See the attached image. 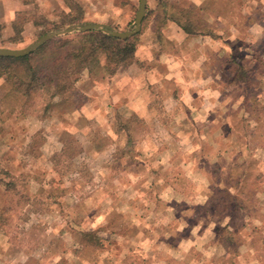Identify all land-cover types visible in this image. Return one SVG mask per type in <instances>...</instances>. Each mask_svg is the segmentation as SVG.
<instances>
[{"label":"rangeland","instance_id":"1","mask_svg":"<svg viewBox=\"0 0 264 264\" xmlns=\"http://www.w3.org/2000/svg\"><path fill=\"white\" fill-rule=\"evenodd\" d=\"M76 1L80 23L135 28L139 0ZM147 1L140 33L157 26L161 6L176 24L195 4ZM211 2L212 37L165 25L164 64L138 66L145 84L98 70L82 75L75 105L16 107L0 67V264H264V0ZM67 8L0 0V47L72 25ZM18 15L30 21L16 37ZM133 114L126 132L121 119ZM85 230L105 246L81 248Z\"/></svg>","mask_w":264,"mask_h":264},{"label":"trees","instance_id":"2","mask_svg":"<svg viewBox=\"0 0 264 264\" xmlns=\"http://www.w3.org/2000/svg\"><path fill=\"white\" fill-rule=\"evenodd\" d=\"M30 1L33 0H28V2ZM63 1L69 8L68 12H62L63 23L83 22L84 9L82 5L76 0ZM211 3V0H204L201 5L193 4L192 9L181 10L182 18L175 20V23L186 34V37H212V25L204 18L206 14L213 11L210 8ZM161 9L162 16L157 21L156 34L162 45L165 39L163 27L167 25L170 17L166 14V6H161ZM194 10L201 17H196ZM148 11L147 5V16ZM28 20L30 21V18L21 19L19 15L16 16L13 22L16 37L21 34L23 23ZM140 34L128 39H120L102 32L86 31L52 39L35 52L24 57H0V67L5 69L8 74L5 83L10 84V89L6 91V94L11 97L13 102L17 103L16 107L21 103L35 101L38 98L47 107L61 102L75 105L74 97L78 90L77 86L85 72L92 77L95 71L102 68L104 75L111 78L120 68L135 62V53L140 44ZM237 74L239 75L237 79L248 78L249 81L246 69L240 67ZM135 119L139 120L135 114L127 120L121 119L122 127H128L126 132H131L129 126H132ZM5 186L9 190L15 188L12 179L6 182ZM224 230L227 234L225 237L233 242V233L227 230V227ZM105 241L104 238L95 234V231L85 230L80 233L81 248L84 249L92 246L104 247ZM225 248H228L227 250L232 253L230 246L225 245ZM228 264H234L233 257L228 259Z\"/></svg>","mask_w":264,"mask_h":264},{"label":"water","instance_id":"3","mask_svg":"<svg viewBox=\"0 0 264 264\" xmlns=\"http://www.w3.org/2000/svg\"><path fill=\"white\" fill-rule=\"evenodd\" d=\"M147 3H148L147 0H139L138 10L135 16V28L132 30L130 29L125 32H120L107 24H102L97 22H84V23L72 24L66 27L51 30L46 34L42 35L36 41L32 42L31 44H29L28 46L22 49H11L6 47H0V57H6V58L24 57L33 53L38 48H40L41 46H43L45 43L49 42L52 39H55L60 36H65L73 33L86 32V31L102 32L120 39L131 38L139 34L142 30V24L147 10Z\"/></svg>","mask_w":264,"mask_h":264},{"label":"crops","instance_id":"4","mask_svg":"<svg viewBox=\"0 0 264 264\" xmlns=\"http://www.w3.org/2000/svg\"><path fill=\"white\" fill-rule=\"evenodd\" d=\"M193 1L196 5H201L204 0H193ZM67 9L64 11L68 12L69 8H67ZM15 18H16V16H14L11 20L14 22ZM167 25L170 26L169 29L173 30V31H168L169 34H174L173 33L174 29H177V31L181 30L180 27H178L176 24L171 23V21H168ZM12 27H13V25H12ZM156 29H157V26L155 27L154 24H151L146 30L143 29V32L139 35L141 42H140V44L136 50V53H135V62H133L131 65H129L127 67L120 68L117 71V73L112 77L114 81L117 80V82L119 83L121 80H127L134 86L135 85L134 83L136 82L137 78H139V79L144 78V82H142L139 79H137V80L140 81L141 83L145 84L147 82V80H145V78L149 77V73L140 69L138 67L139 64L154 61L156 58H157V61H156L157 65L164 64V60L161 56L163 54L159 55L161 43L159 42L158 37L157 38L155 37ZM177 31L175 30V32H177ZM152 34H153L154 39L150 38V36ZM169 34L165 33L164 34L165 38H167L169 36ZM155 56H156V58H155ZM157 67L158 66H156L155 68H157ZM155 68L152 67L151 71L154 72ZM99 72H100L99 76H101V77L105 76L102 68H101V70L99 69ZM99 72L97 70V71H95V74L98 75ZM84 74H86V76H89V74L87 72H85ZM91 78H93V77H91ZM79 83H80V81H79ZM139 86H140V84H139Z\"/></svg>","mask_w":264,"mask_h":264}]
</instances>
